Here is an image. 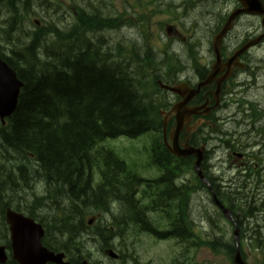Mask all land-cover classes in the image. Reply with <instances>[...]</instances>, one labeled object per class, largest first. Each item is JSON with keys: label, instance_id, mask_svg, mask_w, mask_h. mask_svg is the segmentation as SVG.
<instances>
[{"label": "trees", "instance_id": "trees-1", "mask_svg": "<svg viewBox=\"0 0 264 264\" xmlns=\"http://www.w3.org/2000/svg\"><path fill=\"white\" fill-rule=\"evenodd\" d=\"M37 1L0 0V11H7L2 39L10 46V55L3 56L24 82L16 111L0 125V243L10 244L5 211L12 207L45 226L46 246L66 252L72 264H83L91 258L89 239L100 237V249L111 247L118 234L128 239L127 227L149 224L147 206L137 198L138 192L145 193L141 175L104 142L161 129L163 105L155 97L158 84L144 71L148 64L133 45L125 50L107 40L102 29L110 22L101 12L86 13L79 7L70 25H35L32 19L39 8L61 9L60 4ZM162 64L172 70L174 58ZM153 149L158 156L162 149L168 152L158 140ZM166 202L161 216L172 226L161 234L190 242L191 229L176 230L186 208L175 207L173 199ZM110 208L118 210L112 218L116 223L88 225L91 215L102 217ZM248 210L254 217L264 214V201H251ZM253 228L247 232L264 244L262 229ZM226 252L232 256L235 247L228 246ZM6 264L19 263L10 259Z\"/></svg>", "mask_w": 264, "mask_h": 264}, {"label": "rangeland", "instance_id": "rangeland-1", "mask_svg": "<svg viewBox=\"0 0 264 264\" xmlns=\"http://www.w3.org/2000/svg\"><path fill=\"white\" fill-rule=\"evenodd\" d=\"M57 5H61V9L58 11L55 8H50L47 12L45 8L37 10V16L32 19L34 22L35 19L39 20L41 23L55 21L59 23L61 26L70 25L74 21V9L83 8L87 12H93L94 10L99 12L102 10L105 14L113 13L116 15H123V20L127 24V26H120L116 28L115 31L109 33L108 38L116 40V42H120L124 49H128L127 40H138L137 42L140 45H143L142 48L152 49L155 53L156 57H160L162 53V49L164 47V43H168V39L171 38L175 42V49L180 52L181 48L179 46H184L186 44L185 49L188 47L187 43L193 44L194 41L201 39L203 42V48H208V38L211 35V31L215 26V20H211L204 16L206 10H208V6L211 2H207V0L201 1H191L188 4V7H185L183 10L177 11L181 13L183 16H188L186 19L182 17H177L169 12L166 7L170 1L168 0H59L55 1ZM35 3H38L35 0ZM93 6L95 8H93ZM175 10V9H172ZM73 11V12H72ZM6 10L0 11V24L6 19ZM196 15H199L197 20L194 21ZM164 21H170L168 23H162ZM145 22V23H144ZM198 23V25L195 24ZM130 25V26H129ZM145 26V28H144ZM139 27H142L139 29ZM190 27H193V30L188 32ZM181 34V35H180ZM179 45V46H178ZM6 50L9 49V46L4 44L2 45ZM138 48L139 44L136 45ZM162 48V49H161ZM183 48V49H184ZM172 49V48H171ZM137 49V53H138ZM186 53L188 54L187 50ZM181 58L182 63V72H190L192 76V69L194 68V64L189 59V55L179 57ZM134 65L127 66V68L133 72L134 76H136L137 72L133 69ZM160 62H157V65L152 64L148 67L149 74L152 76L161 75L162 77H166V71L164 69H159ZM261 70L264 69V61L261 62V66H258ZM187 76V74H186ZM168 92L166 90H159L156 93L158 99L164 103V98L168 97ZM221 123L218 124L216 131H218ZM210 131V128L208 129ZM222 130L219 134L213 135L212 139L214 141L210 142V146L212 149H215L213 157L209 160L212 165H216L218 162L219 170L215 174L216 182H221L220 175H223V169L220 162H223L225 159L227 152L222 146ZM159 138V135H158ZM152 144L151 136L140 137L139 139H126L122 138L119 140H111L105 143L107 146H111L120 150L128 163H130L131 169L139 172L143 177H147L149 173L158 176L159 171L153 170L149 171L145 169V164L148 160L149 147ZM219 148H216V146ZM215 172V170H213ZM38 185L37 187H40ZM264 186H261V188ZM34 190V193H38L37 189ZM43 191V190H42ZM208 190L203 187L199 193H195L193 195L192 200V213L191 217L192 223H199L201 219L197 216H209L213 214H218L215 207L213 206L211 199L207 195ZM264 193V192H263ZM28 193H26L27 195ZM28 198V196H26ZM195 201V202H194ZM110 210L105 214L103 220H99L97 223L106 224L112 222L116 223L117 220H112L113 216L117 215L118 210L114 208H110ZM155 216V214H152ZM264 216L260 217V224L263 225ZM258 221V218H254L252 220L251 226L255 225ZM203 225L208 226V222H201ZM224 224L222 227L227 231L228 235H226L227 239L232 240L233 230L231 225L228 224L225 220L222 221ZM191 223L189 222L188 225ZM212 226L200 228L204 233L207 231H211ZM101 229V228H99ZM198 232V231H196ZM194 232V233H196ZM216 232V228L213 227V233ZM126 235V243L127 249L121 247L119 251V257L128 258L126 261H133L135 264H172L174 259L179 255L180 259L184 261V252L186 251V246L188 244H181L180 242L172 239L167 240H156L153 238L154 236L148 235L145 232H142L139 235L134 234ZM210 234V233H209ZM245 242H244V250L248 254V260L251 264H260L258 259H264V244L259 247V249H255L253 247V242H250L251 234L244 233ZM125 236H121L118 234V239L113 242V246H119L120 243L124 240ZM259 236H257V239ZM102 239L100 237L95 238L94 241L89 240V251L93 252L92 259L95 261H100V263L104 264H122L120 261H113L110 257L101 251V242ZM193 241V240H192ZM254 244H256V239H253ZM97 243V244H95ZM258 243V242H257ZM200 244V242H198ZM103 250V249H102ZM191 258L195 260V263L199 264H228L227 257L225 254H214L212 251L208 250L206 247L202 246L199 248H188ZM105 251V250H104ZM106 252V251H105ZM107 253V252H106ZM116 262V263H114ZM126 262V263H127ZM131 262L127 263L130 264ZM133 264V263H131Z\"/></svg>", "mask_w": 264, "mask_h": 264}, {"label": "flooded vegetation", "instance_id": "flooded-vegetation-1", "mask_svg": "<svg viewBox=\"0 0 264 264\" xmlns=\"http://www.w3.org/2000/svg\"><path fill=\"white\" fill-rule=\"evenodd\" d=\"M213 2L216 4L219 3V0ZM221 9H225L222 14L223 16L226 15L222 24L235 11L242 10L236 16L234 22L236 23L240 18L247 19L251 30L245 29L233 40L229 36L223 41V60L220 71L216 75L212 74L215 65L214 48H210L208 59L211 63L207 74L203 78L196 77L195 84L190 85L192 88H198V84L201 81L203 82L199 93L187 104L191 107H198L199 112L190 117V121L180 132L178 144L183 146L189 138V143L194 147L202 146L206 141L201 140L203 138V136H200L201 131L210 126L215 128V122L222 121V146L227 152L223 167L227 180L223 187L224 193L227 195L232 194L234 201L238 200L235 196L238 192L252 198L253 191H246L245 186L255 182L260 186L253 195L254 200L252 199L250 202L261 201L257 200L256 196L259 197L258 192H261V183L264 182V69L261 70L258 67L264 61V0H221ZM217 17L213 16L210 19L217 20ZM260 25L262 28L257 29ZM258 30H261V32L256 35ZM192 50V46L181 49L178 56H188ZM180 100L179 96H175L173 104ZM176 124V118L171 116L167 137L163 135L164 145L168 152L173 142L170 133L174 130ZM210 139L214 141L212 136ZM217 147L219 146L217 145ZM214 152L215 149H212V147L204 151L203 167H209L208 160ZM185 159L186 162H184ZM171 160L174 166L173 169L185 168L184 164H189L191 169L196 157L194 155H187L184 158L171 156ZM168 164L169 168L172 169V163L169 162ZM162 168L164 169V166ZM230 169H233L234 176H231ZM176 171H170V175L174 177V180L178 177ZM184 180H187L186 177ZM211 183L214 185L213 180H211ZM162 184H165L163 177ZM184 184L181 180H179V183H173V196H183L180 189ZM215 188L217 193L222 195L218 187ZM190 206L189 203L188 208ZM237 206L238 204L232 207L239 217L238 225L234 228L238 227V231L246 233L250 226L246 223L240 210H236L239 208ZM184 212L179 211L178 214L182 215ZM186 212L187 215L183 220L179 218V226L182 224L180 228L192 230L194 223H192L190 215L192 216L193 213L191 210H189V215L188 211ZM189 222L190 225H188Z\"/></svg>", "mask_w": 264, "mask_h": 264}, {"label": "water", "instance_id": "water-1", "mask_svg": "<svg viewBox=\"0 0 264 264\" xmlns=\"http://www.w3.org/2000/svg\"><path fill=\"white\" fill-rule=\"evenodd\" d=\"M225 30L222 32V35L225 33ZM215 71H219L218 66L215 68ZM23 85L24 83L18 77L17 72L0 57V120L3 123H5L6 117L11 116L16 111L20 91ZM182 85L185 84H181V86ZM171 89L185 97V100L177 103L170 112L177 115V128L172 134L174 140L173 145L175 147L173 152L179 155L194 154L196 150L188 144L186 145V150H181L177 143V137L185 124L190 120V116L199 112L197 108H185L186 102L194 96L197 90H190L181 87H173ZM197 155L198 160L196 161V169L198 174L203 178L201 169L202 158L200 153H197ZM219 205L223 210L225 209L223 205ZM225 212L227 214L230 213L229 209H225ZM6 221L9 225L11 234L12 256L14 259L22 264H46L48 262L69 264V262L64 261V253H56L43 245V227L32 217H28L21 212L8 208L6 211ZM235 234L237 236V232H235ZM110 255L113 257L116 256L112 251L110 252ZM7 259L8 254L6 252V247L0 245V262H5ZM235 261L239 264H247L243 261L239 252H237L235 256Z\"/></svg>", "mask_w": 264, "mask_h": 264}, {"label": "bare ground", "instance_id": "bare-ground-1", "mask_svg": "<svg viewBox=\"0 0 264 264\" xmlns=\"http://www.w3.org/2000/svg\"><path fill=\"white\" fill-rule=\"evenodd\" d=\"M207 188L208 189H210V190H214V192H215V194L216 195H219L218 193H217V191H216V188H215V186L214 185H212V183H211V180H210V183H208V185H207ZM262 201V200H261ZM260 201V202H261ZM105 213H107V212H105ZM7 223V222H6ZM7 225H8V223H7ZM249 226H250V228L253 230L254 228H253V226H251V224H249ZM9 227V226H8ZM42 227H43V232H44V235L46 236V228H45V226L42 224ZM9 233H10V231H9ZM210 233V232H209ZM208 233V234H209ZM246 233H248V232H246ZM251 233H252V231H251ZM248 234H250V233H248ZM10 235V234H9ZM210 235V234H209ZM64 252V251H63ZM8 261V260H7ZM7 261H5V262H0V264H6L7 263ZM46 264H49V263H46Z\"/></svg>", "mask_w": 264, "mask_h": 264}]
</instances>
